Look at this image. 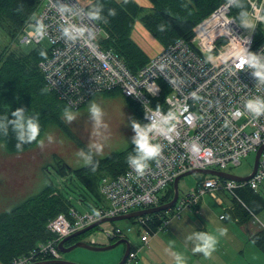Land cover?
<instances>
[{"label": "built area", "instance_id": "obj_1", "mask_svg": "<svg viewBox=\"0 0 264 264\" xmlns=\"http://www.w3.org/2000/svg\"><path fill=\"white\" fill-rule=\"evenodd\" d=\"M236 1L221 5L200 23L191 42L177 40L133 72L119 54L102 46L109 34L88 18L87 5L79 0H37L33 16L36 19L32 18L21 33V44L40 47L44 40L49 43L45 58L38 64L49 91L73 109L83 107L97 94L118 91L142 109L147 116L145 125L169 112L175 114V119L166 126L173 129L171 133L153 134L152 142L161 144L163 151L158 163L150 162L145 176L137 177L128 165L120 176L104 177L100 193L105 205L86 212L71 208L67 214L57 216L48 224L53 238L11 264L59 260V243L72 234L107 218L167 204L173 198L167 203H162V198L171 190L163 197L160 192L172 187L174 193L173 185L178 177L193 170L226 172L229 166L240 165L242 158L257 154L262 148L257 171L249 181L207 176L196 191L183 196L179 191L172 208L152 214L162 215L155 234L145 228L152 215L131 220L139 225L141 242L148 244L152 236L167 231L170 222L180 218L182 212L196 209L207 194L215 195L220 190L234 194L246 187L260 191L264 184V115L254 118L244 104L251 98H264V82L254 75L257 68L245 65L239 70L236 65L242 50L264 64V36L256 39L260 24L264 33V0H247L248 17L253 21L249 33L242 21L230 15ZM61 6L71 11L61 13ZM37 20L46 26V36L42 39L26 32ZM70 23L87 27L91 35L85 33L74 43L67 41L60 29ZM131 232L132 228L115 227L102 234L116 242L130 241ZM138 250L141 247L137 249L132 243L125 264L138 263Z\"/></svg>", "mask_w": 264, "mask_h": 264}, {"label": "trees", "instance_id": "obj_2", "mask_svg": "<svg viewBox=\"0 0 264 264\" xmlns=\"http://www.w3.org/2000/svg\"><path fill=\"white\" fill-rule=\"evenodd\" d=\"M87 1L91 3L90 9L94 5H103L102 15L107 22L95 21L109 34V38L102 42V46L113 49L128 68L136 72L148 62H145L143 51L131 38L137 19H140L141 24L143 23L144 28L155 39L163 42L165 38L166 42L163 44L164 48H167L180 39L191 42L196 36L197 26L218 7L231 0H150L153 9L149 12L135 0ZM37 4V0H0V26L16 29L18 32L23 27L25 29L32 22ZM109 9H115L116 15L109 16ZM247 11H249L247 3L240 0L234 5L232 12L235 16L241 17V13H247ZM151 12L155 15L149 18H153L156 23L148 18L147 13ZM164 27L168 32L163 31ZM43 53L45 55L38 59L40 54L26 55L22 51L17 56L4 58L0 52V117L8 116L11 120L13 119L11 112L20 108L24 109L26 117L38 120L40 135L37 141L46 128L55 124L56 121L57 125L64 127L63 113L60 119L59 114L62 110L69 109L67 104L60 100L56 93L49 91L45 85L44 76L38 67L40 61L46 56V53ZM46 100L51 101V107L46 104ZM6 131L7 135H5V129H0V140L10 151L17 152L16 144L19 142L16 139V133L11 125ZM35 144L36 142L23 144L22 151L32 148ZM134 148L135 145H132L123 151L113 152L106 158L94 159L93 164L80 169L71 168L63 158L57 155L54 158L56 161L54 166L57 167L56 171L60 176H66L68 172L76 174L96 193L99 201L96 207H100L105 205V200L100 193L102 179L123 174L128 166L127 158L130 154H134ZM94 165H98L95 171L92 170ZM237 193L245 206L236 201L235 206L239 212L234 213L229 210L226 218L231 217L240 226L252 224L255 221L254 218L264 211V198L259 192L248 187L238 190ZM171 195H174L173 190L162 198V203L171 201L169 200ZM71 208L68 201L50 183L41 193L23 201L13 210L0 213V262L11 264L14 259L28 255L40 244L51 240L53 235L48 230V222L61 214H67ZM161 217V214L152 215L145 228L155 234L162 223ZM250 231V240L264 254V227L251 226ZM78 240L75 239L73 242ZM112 243L114 242L111 241Z\"/></svg>", "mask_w": 264, "mask_h": 264}, {"label": "rangeland", "instance_id": "obj_3", "mask_svg": "<svg viewBox=\"0 0 264 264\" xmlns=\"http://www.w3.org/2000/svg\"><path fill=\"white\" fill-rule=\"evenodd\" d=\"M238 1L233 4L230 15L237 20L242 21V25L246 32L249 33L251 26L253 25V21L248 17L249 11H247L245 17H237L234 12H232L234 5ZM243 1L247 3L249 10V2L247 0ZM141 2L143 3L144 0ZM82 3L87 5L88 10H90V2L83 0ZM147 7L146 11L148 12L153 9L152 5H147ZM147 14H149L148 18L155 15L153 12ZM149 20L154 21L153 18H149ZM245 21L247 26H245ZM154 23L156 22L154 21ZM23 29L24 27L18 32L16 29L8 28L4 25L0 26V52L3 54L4 58L15 55L17 56L23 51L26 55L40 54L37 57L40 59L43 56L41 53L48 51L49 43L46 40L43 41L40 47L35 45H22L21 33ZM33 30L34 27L30 25L26 29V32L30 33ZM163 31L166 32L167 29L164 27ZM263 36V28H261L260 24L257 30L256 39L260 40ZM131 38L143 51L145 62L155 57L165 47L163 42H166L165 38H163V42L155 39L150 32L144 28L140 19H137ZM97 95H101L105 102L104 106L100 109L103 112V123L108 125L107 130L122 127V122L123 124H126L127 116H125L124 111L119 109L125 101L131 112L142 122L144 121L146 115L142 109L130 102L125 96L109 94ZM92 99L90 101H92ZM90 101L79 109L69 108V110L77 116V118L71 123L78 132L82 135L90 134L92 135L91 137H93L95 136L93 135L94 122H91L93 119L92 114L89 111L91 106H88ZM46 104L51 107L50 100H46ZM131 105L139 110L140 116L135 113V110ZM62 113H64V110L60 112L59 119ZM108 115H110L111 118H107ZM63 121L67 130L63 129L60 125H57L58 123L56 121L55 124H51L46 128L39 140H43L44 145H47L49 143L48 137L51 136V142L54 141L62 146V149L56 150L63 152L64 156H68V159H65L71 168L80 169L89 166L84 164L83 159L79 156V151L76 149L77 147L83 150L85 148L80 141V137L77 135L72 125L70 126L64 119ZM107 130L103 127L99 129L100 132H106ZM116 135V138H118L120 134L116 133ZM78 139L79 142H77ZM51 144L52 143H50V145ZM132 145V142L114 140L105 145L103 150H107L108 152H118L123 149L125 150V148L127 149ZM48 149L51 150L52 148L49 146ZM86 150L89 151L88 149ZM36 151H38V142L26 151L12 152L7 148L6 144L0 140V213L13 210L23 201L41 193L50 183H52L54 189L68 201L69 206L79 212L91 211L99 204L96 193L87 187L76 174L68 172L66 176H60L56 171L57 167L54 166L56 164L55 159H52L51 156L45 158L48 153L47 151H43L42 156L36 154ZM35 155L37 158H35ZM255 158L256 154L250 153L247 157L241 159L240 165L229 166L226 169V172L238 177H246L253 172ZM205 179L206 176L202 174H195L182 178L179 182L180 195L183 196L189 192L196 191L199 184ZM170 190H172V187L164 189L160 192V196H165ZM25 191H27L26 196L22 199L21 194H24ZM260 192L261 196L264 198V184L260 189ZM11 193L17 194V196H10ZM54 195L57 196V194ZM172 197L173 195L170 196L169 200H171ZM229 208H233L232 212L234 213L239 212L237 211L238 209L235 206V200L231 194L225 190H220L217 191L215 195L207 194L201 198L199 206L192 210L193 213H190L189 211L182 213V223L185 224L182 228V232L187 236L183 246L190 248L189 252L191 251L194 254L193 259L190 260L189 257L185 259V264H264V254L261 253L257 246L253 243L247 245L246 242H244L245 238L243 236L245 235V237L248 238L246 234L249 233L252 225L246 224L240 226L237 223L235 224L234 220L229 216L226 221L221 219L222 216L227 215ZM263 225L264 212L256 216V225H253V227H263ZM115 227L124 230L132 228L133 232L128 235V238L134 245L138 244V241L140 240V229L139 225L133 220L103 223L99 227H96L79 237L78 241L90 242L92 244H105L108 241L102 234L103 231L111 230ZM222 229H226L225 235L220 234ZM239 231H242L244 235H240ZM196 232H206L217 238L215 251L212 252L210 257L206 258L202 253H194L192 251L196 241L194 239L190 240L189 237L193 236ZM164 234L166 235L167 233L163 232L158 234V236L155 237V240L161 242ZM47 243L48 241L43 244ZM151 245L153 246V243ZM124 253V244H121L112 250L103 252H94L83 248H77L69 253L61 254V259L76 264H118ZM0 264L5 263L0 262ZM131 264H135V262Z\"/></svg>", "mask_w": 264, "mask_h": 264}, {"label": "clouds", "instance_id": "obj_4", "mask_svg": "<svg viewBox=\"0 0 264 264\" xmlns=\"http://www.w3.org/2000/svg\"><path fill=\"white\" fill-rule=\"evenodd\" d=\"M126 2V0H125ZM61 13L71 11L67 6H61ZM103 5H94L88 12L87 16L92 21H104L107 22L102 15ZM109 16H115V9H109ZM246 13H241V17H245ZM33 19H36L33 17ZM245 26L247 23L245 21ZM61 34L64 39L69 42H76L77 40L83 38L85 33L91 35L90 30L85 26H77L75 24H68L67 26H62ZM30 35L37 39H42L46 36V26L42 21L37 20L34 26V30L30 32ZM44 55V53H41ZM239 63L236 68L243 70L244 66L247 65L250 68H257L258 70L254 73L262 82H264V64L260 63V59L251 53H247L244 50L238 54ZM245 110L250 113L254 118L264 115V98H251L248 99L244 104ZM89 111L92 114L94 121V135L100 136L102 133L99 131L100 128L107 130L108 125L103 123L102 117L103 112L101 111L98 104L93 101ZM159 111L157 110L158 114ZM13 119L9 120L8 116L0 117V129H5V135H7V127L11 125L13 131L16 133V139L19 143L16 144L18 151H22L23 144H31L37 142V138L40 135V125L37 119H33L25 116V110L20 108L14 112H11ZM159 117V116H158ZM77 118L76 114L71 112L69 109H65L63 113V119L66 123H71ZM147 118V116H146ZM175 119V114L169 112L167 116L152 119L149 124L143 127L136 121H131V127L135 133L132 138V144L135 145L134 154H130L127 158V164L136 173L137 177L145 176L147 170L150 167L151 161L159 162V158L162 155L163 146L159 143H153V134L166 135L171 133L173 129L171 127H166L171 120ZM49 142L52 141V137H48ZM38 147H44V141H38ZM103 152V145L100 143H93L89 147V153L81 151L79 156L83 159L85 165L93 164V155H100ZM98 165H94L92 170L95 171ZM99 215V213H96ZM221 235L226 234V229L220 231ZM189 239H194L196 241L195 246L192 251L194 253H202L206 258L210 257L212 252L215 251V246L217 244V238L214 235L208 234L206 232H196ZM176 264H185L184 256L181 253H173Z\"/></svg>", "mask_w": 264, "mask_h": 264}, {"label": "crops", "instance_id": "obj_5", "mask_svg": "<svg viewBox=\"0 0 264 264\" xmlns=\"http://www.w3.org/2000/svg\"><path fill=\"white\" fill-rule=\"evenodd\" d=\"M117 1L120 2L121 0H117ZM135 1L140 6H142L143 8H148L147 5L148 6L151 5L149 0H144L143 3L141 2L142 0H135ZM104 94L123 95L121 92H118V91H113V92L104 93ZM103 100L104 99L101 97V95H96V96L93 97L92 101H90L88 106H91L92 102L95 101L98 104V106L101 108L105 104V102ZM132 107L134 108L135 113L140 116L139 110H137L134 106H132ZM119 109L124 111L125 116H127L126 124H123V122H122V127L115 128V129H109L106 132H101L102 135H100V136L91 137L92 135H90V134L82 135L80 132H78V130L74 127V125L72 123H69V125L73 126V128L76 131L77 135L80 137L81 143H83V146L86 149H88V150H89L90 145H92L93 143H100L104 147L105 145L111 143L114 140H122L124 142H131L132 138L135 135V133L133 132L132 127H131V121L134 120V121L138 122L143 127L145 125V119L142 122L136 115H134L131 112V110L129 109L126 101H125V103H123L122 106L119 107ZM107 118H111V116L108 115ZM62 121H63V119H62ZM91 122H94L93 119L91 120ZM63 124H64V127H62V128L67 130V127H66L64 121H63ZM116 133L120 134L118 138H116L117 137ZM38 141H39V139H38ZM77 142H79V139L77 140ZM50 143H52V144L50 145ZM49 146L52 148L51 150L48 149ZM85 148H84L85 151L83 149H81V148H78V147L76 149L79 151V153L81 151H83V152H85V154H88L89 151H87ZM56 149H62V146L60 144L55 143L53 141V142H49L47 145H44L43 148L38 147V151H36L37 152L36 154H39V155L42 156L43 151H47L48 153H47V156H45V158L51 156V158L54 159L55 156L58 155V156H60L61 158H63L66 161V159H68V156H64L63 152L57 151ZM111 153H113V152H108L107 150H103L102 154H100V155H95L94 154L93 158L94 159L95 158L96 159L106 158ZM35 158H37L36 155H35ZM70 165H72V164H70ZM109 178H116V177H109ZM261 188H262V186H261ZM237 191H236V193L231 194V196L234 198L235 203L237 201V202L241 203L243 206H245L244 203L238 197ZM26 192L27 191H25L24 194H21L22 195V199L25 198ZM259 193L261 194L260 191H259ZM10 196H17V194L11 193ZM232 209L233 208H229L228 210H232ZM184 212H187V211H184ZM189 212L193 213L191 211H189ZM263 212L264 211H262L261 214ZM222 217H224V218H221L223 221L227 220L226 215H224ZM254 220L255 221H253V223L251 224L252 226H253V224L256 225V217L254 218ZM234 223L236 224L237 222L234 221ZM184 225L185 224L182 223V214H181L180 218L173 219L170 222L168 230L165 231V233H167V234L166 235L164 234L163 239H162L161 242L156 241L155 237H157L158 234L163 233V232H159L156 235L152 236L150 238V241L148 242V244H143L141 242V239H140L138 241V244H135L137 249L139 247H141V250L140 251L138 250L139 252H138V263L137 264H176L174 256H173V253H181L184 256V259H186L188 257L190 258V260L193 259V255L194 254L191 251L189 252L190 248L183 246L184 241H186L185 238H187V236L182 232V228L184 227ZM263 227H264V225H263ZM239 232H240L239 233L240 235H244V233L242 231H239ZM246 235L248 236V238H246L245 235H244L243 236L245 238L244 242H246L247 245L252 244L253 242L250 240L251 231H249V233L246 234ZM107 241L108 242L105 243V244H97V243L95 244V243H93V245H96V246H107V245H110L111 241H109L108 239H107ZM152 243H153V246L151 245Z\"/></svg>", "mask_w": 264, "mask_h": 264}, {"label": "water", "instance_id": "obj_6", "mask_svg": "<svg viewBox=\"0 0 264 264\" xmlns=\"http://www.w3.org/2000/svg\"><path fill=\"white\" fill-rule=\"evenodd\" d=\"M261 152H262V148L256 154L253 172L246 177H238V176L232 175L230 173L221 172V171L212 170V169L193 170V171L187 172L186 174L178 177L175 180L174 185H173L174 196H173V199L171 202H169L167 204L160 205V206L155 207V208L145 209V210L129 213L127 215H123V216H119V217H115V218H107V219L101 220L99 222H96V223L88 226L87 228H85L81 231H78V232L72 234L71 236L65 238L64 240H62L59 243L58 250L60 251L61 254L69 253V252H71L77 248H83V249H87V250L94 251V252H103V251L112 250V249L118 247L119 245L124 244L125 245V253H124L121 261L118 264H125L129 254L131 252V249H132V243L128 239H120V240L116 241L115 243L107 245V246H96V245L90 244L88 242H82V241H78V242L74 243L73 241L75 239L79 238L80 236L86 234L87 232L93 230L94 228L99 227L103 223H108V222L115 223L118 221L131 220L134 218L148 216V215H152L155 213L167 211L168 209L172 208L176 204V201L179 197V182L182 178H184L186 176L195 175V174H202L205 176H213V177H218V178L225 179V180H232V181H236V182L249 181L251 178H253V176L255 175V173L257 171ZM70 241H72L71 243H74V244L71 245L70 247H66L65 245L67 243H69ZM32 264H76V263H72L69 261H64L62 259H59V260H42V261L35 262Z\"/></svg>", "mask_w": 264, "mask_h": 264}, {"label": "flooded vegetation", "instance_id": "obj_7", "mask_svg": "<svg viewBox=\"0 0 264 264\" xmlns=\"http://www.w3.org/2000/svg\"><path fill=\"white\" fill-rule=\"evenodd\" d=\"M72 241H70L69 243H67L65 246L66 247H70L71 245H73L74 243H71ZM76 243V242H75Z\"/></svg>", "mask_w": 264, "mask_h": 264}]
</instances>
